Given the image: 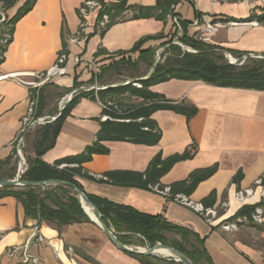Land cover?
Wrapping results in <instances>:
<instances>
[{
  "label": "crops",
  "instance_id": "1",
  "mask_svg": "<svg viewBox=\"0 0 264 264\" xmlns=\"http://www.w3.org/2000/svg\"><path fill=\"white\" fill-rule=\"evenodd\" d=\"M26 1L18 0L7 9L8 19ZM82 2L36 0L32 9L14 26L12 40L0 64V74H15L29 79L28 76L32 74L47 71L62 50L63 42H67L78 30L80 21L77 11ZM155 2L126 0V5L152 7ZM98 11H93L86 18L84 39L78 44H66L69 53L67 74L59 78L63 85H50L42 90L44 109L41 117L56 115V104L71 91L74 77L86 85L91 76L87 78L85 72L81 75L80 72L87 62L104 59H94L99 49L109 54L129 51L145 37L162 35L159 40L148 41L142 46L143 50L158 49L169 40L172 24L168 18L165 22L155 19L127 20L112 25L101 36L98 31L95 32ZM174 14L190 24L194 21H199L200 25L209 20L232 21L236 24L223 23L210 35L209 44L229 51L233 57L264 55V25L250 24L264 14V0H184L174 8ZM124 15L128 16L129 12ZM246 18L252 20L241 22ZM193 31L187 29V35L191 37ZM77 54L82 63L75 66L73 58ZM131 58H137V54L131 55ZM150 91L174 102L191 104L197 108V114L187 121L184 116L174 112L157 111L151 119L161 132L158 145L148 147L104 142L108 153L94 155L91 161L81 166L82 171L87 177L116 171L143 173L158 153L162 159H166L182 154L194 144L196 154L193 158L175 164L161 178L160 185L174 187L187 180L191 173L216 165V172L186 196L205 207L218 208L227 203L229 207L223 218L235 215L242 204L235 200L234 193L253 187L264 172V92L217 88L202 82L179 80L153 86ZM30 96L31 91L16 80L0 81V161L6 160L14 151L13 141L21 128ZM132 102L135 100L132 99ZM102 110L98 101L88 98L78 100L64 120L55 146L43 155L42 160L53 164L82 153L93 143L100 129ZM28 155L33 156L32 151ZM14 164L13 158L9 165L0 168L2 179L15 177ZM237 173L242 175L238 187L233 184ZM77 180L86 194L131 207L143 214L160 215L171 224L189 229L204 239V248L213 264H264V224L246 223L235 233L224 232L210 226L190 209L150 190L115 186L94 178ZM211 193H214L212 203L208 199ZM259 194L258 190L253 199H257ZM35 231L42 242L27 245ZM10 249L18 251L9 256L7 251ZM26 253L37 256L39 264H140L130 254L117 249L93 222L57 228L53 224L38 223L27 218L23 206L15 198H0V264H26Z\"/></svg>",
  "mask_w": 264,
  "mask_h": 264
},
{
  "label": "trees",
  "instance_id": "2",
  "mask_svg": "<svg viewBox=\"0 0 264 264\" xmlns=\"http://www.w3.org/2000/svg\"><path fill=\"white\" fill-rule=\"evenodd\" d=\"M18 0H7L6 8L14 6ZM184 0H156L152 7H128L126 0L116 2H107L99 0L101 8L97 14L95 32L102 36L105 31L114 24L127 20L155 19L165 22L174 8ZM36 0H27L17 13L9 20L8 33L12 40L15 24L27 14L34 6ZM129 12L128 16L124 13ZM102 16L108 17V24L102 30L98 24ZM81 21H84L80 19ZM252 18H246L241 22H250ZM259 24H264V14L256 18ZM232 22V21H228ZM190 23L181 20L183 34L177 38V41L197 52L196 54L184 52L179 46L173 44V39L162 44L158 49L168 46L160 55V61L156 64L153 73L146 77H135L141 88L127 83L123 86L116 85L113 88L102 90L81 91L75 95L72 100L64 107L59 117L54 121L38 126L34 130L36 135L31 142V151L33 156L26 155L25 161L27 169L22 175V180L27 182H45L61 181L70 183L80 189L97 209L101 216L102 223L112 229L119 242L129 245L134 236H140L142 242L149 248L157 243L173 248L183 253L192 264H213L204 248V239L181 226L171 224L160 215L152 216L140 213L131 207L113 203L107 199L86 194L78 178H89L82 171V165L91 161L94 155H106L108 149L103 146L104 142H125L134 145L156 146L161 139V132L151 116L157 111H171L182 115L187 121H190L196 114L197 108L184 102H174L166 99L163 95L150 91V88L171 80L202 82L206 85L217 88H230L238 90L264 92V60L247 58L241 65L229 64L222 55L216 54L223 49L201 42L187 35V27ZM2 33L0 32V35ZM162 35L145 37L138 41L129 51H122L109 54L99 49L94 59L104 57L103 60H110L114 56L120 57L118 60H110V63L101 67L99 72L91 74V78L86 85L103 84L104 79L113 72H118L120 68L129 66L134 69L142 64L148 67V73L152 67L155 51L157 49H142V46L151 40H159ZM4 52L6 51L3 49ZM62 50L67 51L66 42H63ZM233 56L232 53L227 51ZM137 54V58L131 61V55ZM264 56V55H262ZM243 56L238 55L236 59ZM147 73V74H148ZM125 83V82H124ZM83 83L73 78L72 88L77 89L83 86ZM38 99L37 116H42L44 101L42 91ZM124 97L125 101L119 98ZM82 98H88L98 101L105 108L102 115L109 116L110 119L100 122V129L95 136L93 143L86 147L78 155L66 157L55 161L53 164H47L42 160L45 153L53 149L57 136L60 133L64 120L69 116L70 111ZM132 99L135 102H132ZM58 112H56L57 114ZM33 130V131H34ZM33 131H29L24 139L30 138ZM196 154L195 145L192 144L182 154L173 155L162 159L160 153L155 155L149 162L143 173H134L127 171L109 172L103 175L107 182L115 186L134 187L149 190V186L160 185V180L171 168L182 161L193 158ZM15 152L6 160L0 161V168L7 166L14 158ZM65 165L63 168L60 166ZM217 170V166L195 171L190 174L187 180L177 183L171 188L172 194L180 192L190 195L197 185L211 177ZM242 178L241 173L233 178V184L238 187ZM0 180L2 177L0 176ZM238 191V190H237ZM15 198L24 208L25 216L38 223L47 222L55 225L57 228L79 223H91L89 218L83 212L80 202L70 187L53 186L45 189L20 187L0 189V198ZM214 193L209 195L208 199L213 202ZM254 207L243 206L235 213L233 218L247 216L250 217ZM174 235L178 240H169L167 235ZM157 252V249L155 250ZM140 264H155L159 262L157 258L146 257L142 255H130ZM169 264H174L170 261Z\"/></svg>",
  "mask_w": 264,
  "mask_h": 264
},
{
  "label": "built area",
  "instance_id": "3",
  "mask_svg": "<svg viewBox=\"0 0 264 264\" xmlns=\"http://www.w3.org/2000/svg\"><path fill=\"white\" fill-rule=\"evenodd\" d=\"M7 0H0V32L2 33L0 35V64L3 61L4 58V50L5 47L7 48V43L10 39V34L8 33L9 26L8 22L10 19H8L7 16V8L5 5V2ZM118 0H109V2H116ZM193 1V0H191ZM213 2L218 1H224L229 2L230 0H211ZM236 2H241L243 0H235ZM252 2H255L257 0H250ZM101 5L99 0H83L82 4L78 8L77 14L79 18V27L76 33L69 37L67 39L66 44H78L82 39L85 37V31L84 29L87 26L86 18L93 12L100 10ZM174 14V13H173ZM80 19L84 20L81 21ZM168 19L170 20L172 24V28L176 31L177 36L175 38L174 43L177 44V38L181 37L183 34L182 26H181V19L177 14H174L172 16H168ZM109 20L107 16H102V19L100 20L98 24V28L100 30L104 29L106 25L108 24ZM224 24L227 25H233L236 24L234 22H221V21H206L204 24L200 25L199 21H194L193 23L189 24L187 29L191 28L193 29V33L191 38L197 39L201 42L210 43V35L214 34L216 30ZM252 25L258 26V25H264L259 24L256 20L251 21ZM202 28V29H201ZM68 51V49H67ZM248 57L255 58V56L248 55ZM68 58L69 53L65 52L64 50H61L55 59V62L53 65L45 72L43 73H35L30 76H28L29 79H23L24 76H18L15 74L10 75H1L0 74V81L4 79H13L16 80L18 83L25 85L30 91V101L28 105V109L26 111L25 116L21 120V128L17 134V137L13 141V148L15 155L14 157L19 159V164L24 162V158L21 153V147L23 145V136L26 135L29 131L33 130L37 126L44 125L46 123L54 121V117H38L37 111H38V99H39V91L42 86H44L46 83L51 82L54 78L62 77L67 74V64H68ZM247 58V56H243L241 58L242 61H244ZM80 55H75L73 58V64L75 66L80 65L81 63ZM86 66L90 68H95V65L93 61H89L86 63ZM97 70L95 69L94 73H96ZM128 81L126 82V84ZM133 86L137 88H141V86L136 82L132 83ZM88 88L85 92L89 91ZM97 91V90H96ZM79 92L73 91L71 99L77 95ZM65 98H63L59 104V108L63 107L65 104ZM102 109L105 107L103 105ZM107 119H110L109 116L103 115L101 120L106 121ZM65 165L60 166V168H63ZM27 169V165L25 164L22 169V173ZM92 178H94L97 181H106L107 178L102 175H91ZM149 190L161 195L183 207H186L193 211L194 213L201 216L205 221L212 227L219 228L221 231L229 232V233H235L239 230V227L246 223H254L256 225H263L264 224V172L261 175V177L254 183V186L244 190V191H236L234 195L237 198L246 197L250 200L248 202L243 203L239 209L243 206H249L254 207L253 211L250 214V217L242 216L233 218L234 215H231L230 217L223 218L224 214L228 210L227 203L221 204L218 208L213 207H205L202 203L194 202L189 199L184 194L176 193L172 194L171 188L168 186H161L159 184L149 186ZM259 190L260 194L257 197V199H253V197L256 195L257 191ZM219 209L222 210V213L219 214ZM33 242H42V238L38 235L37 231L33 232L29 240L27 241V245L33 243ZM18 249H10L7 251V254L9 256H12L15 252H17ZM31 261V264H39L40 259L37 256H31L28 253H26L25 256V263L28 264V262Z\"/></svg>",
  "mask_w": 264,
  "mask_h": 264
},
{
  "label": "water",
  "instance_id": "4",
  "mask_svg": "<svg viewBox=\"0 0 264 264\" xmlns=\"http://www.w3.org/2000/svg\"><path fill=\"white\" fill-rule=\"evenodd\" d=\"M177 45L179 47H181V49L184 52L192 53V54H196L197 53V52L192 51L190 48H188V47H186V46H184V45H182L180 43H177ZM168 46H165V47L159 49V51L156 54L155 59L152 62V67H151L149 73L144 78V80L147 79L153 73L154 68H155L156 64L158 63V61L160 59V54L163 53V51ZM224 54H225V57H226L227 62L229 64H232V65L239 64V65H241L243 63V61L241 59H233L225 51H224ZM252 56H255L256 59H263L264 60V56H262V55H252ZM139 81L140 80H130V81H128V83H136V82H139ZM125 84H126V82L120 84L119 86H123ZM113 87H115V86H108V87H101V88L92 86V87H89V89H90L89 91L102 90V89L113 88ZM87 89L88 88H79V89H77L75 91L81 92V91H86ZM71 96H72V92L66 96L64 106L59 108L58 113L54 116V119L59 117V115L62 112V110L64 109V107L72 100ZM24 137H25V135L23 136V138ZM25 164H26L25 161L19 164L18 169H17V173H16V175H15V177L13 179H11V180H5V179L0 180V189H4V188H20V187H30V188L45 189L47 187H53V186H59V185L70 187L73 190V192L76 194V196H77V198H78V200L80 202L81 208H82L83 212L85 213V215L89 218V220L91 222L95 223L104 232V234L113 243V245H115V247H117V249H119L120 251H122L124 253H127V254H130V255H142V256H146V257H153V258H158V259L164 260V258H160V257L156 256L154 254V252L158 248L167 249V250L171 251L172 254L174 255V257L168 259L167 261H173V262L178 263V264H192L189 261V259L183 253H181V252H179V251H177V250H175L173 248L164 246V245H162L160 243H157L154 246H152V247H150L148 249H145L143 251L139 250V248L129 247L127 245L122 244L117 239V236H116L115 232L112 229L107 228L102 223L101 216H100L99 212L90 203V201L87 199L86 195L80 189H78L76 186H74V185H72L70 183L61 182V181H54V180L45 181V182H37V183L36 182L23 181L22 180V175H23L22 169H23V166ZM84 205H86L88 208H90L92 210L93 217L89 216V214L85 211Z\"/></svg>",
  "mask_w": 264,
  "mask_h": 264
},
{
  "label": "rangeland",
  "instance_id": "5",
  "mask_svg": "<svg viewBox=\"0 0 264 264\" xmlns=\"http://www.w3.org/2000/svg\"><path fill=\"white\" fill-rule=\"evenodd\" d=\"M172 15H174L173 13L170 15V16H172ZM168 36H169V40L170 39H172V38H174L173 39V44H175L174 43V41H175V38H176V36H177V33H176V31L172 28V30L169 32V34H168ZM192 36V35H191ZM168 40V41H169ZM178 42V41H177ZM179 43V42H178ZM175 45H177V44H175ZM178 46V45H177ZM181 48V47H180ZM159 51V49H157L156 51H155V55H154V59H155V57H156V54H157V52ZM193 51V50H192ZM216 54H218V55H222L223 57H224V59L227 61V59H226V57H225V54H224V51H217L216 52ZM229 54V53H228ZM161 55V54H160ZM230 55V54H229ZM233 59H236V57H233V56H231ZM249 58H251V57H249ZM118 59H120V57H118V56H114V57H112L110 60L111 61H113V60H118ZM136 58H131V61L133 60H135ZM254 59V58H253ZM110 60H98V61H94L93 60V63H94V65H95V68L93 69V68H90V67H88V66H84L83 68H82V72H80V75L81 74H83L84 72H85V75L87 76V78H90V76H91V74H93L94 73V71H95V69L97 70V72H99L100 71V69H101V67H104V66H106V65H108L109 63H110ZM160 61V60H159ZM82 63V62H81ZM81 63H80V65H81ZM78 68V67H77ZM77 72H79V70H77ZM147 73H148V67L146 66V65H144V64H142V65H140L139 67H138V69H134V68H131V67H129V66H124V67H122V68H120V70L118 71V72H113V73H111V74H109L105 79H104V82H103V84H94V85H92V86H95V87H99V88H101V87H108V86H116V85H120V84H122V83H124V82H127V81H130V80H133V79H135V77H141V78H143V77H145L146 75H147ZM76 75V74H75ZM62 77H64V76H62ZM62 77H57V78H54L53 80H51V82H49V83H46L44 86H42V88H40V91H39V97H40V92L45 88V87H47V86H50V85H57V84H61L59 81H60V79L59 78H61L62 79ZM84 84V83H83ZM61 85H63V84H61ZM92 86H90V85H83V86H81L80 88H89V87H92ZM77 89H79V88H77ZM77 89H74V88H71L70 90V92L69 93H67L65 96H67L68 94H70L71 92H73L74 90H77ZM65 96L64 97H62L60 100H59V102L56 104L57 105V110H56V112H58V110H59V104H60V102H61V100L63 99V98H65ZM120 99V101H123L122 103H124V97H122V98H119ZM39 117V116H38ZM41 117V116H40ZM38 127V126H37ZM37 127H35V128H37ZM34 128V129H35ZM33 129V130H34ZM33 130H31V131H33ZM36 131L37 130H34L33 132H32V134H31V136H30V138H28L27 140H23V145H22V147H21V153H22V156H23V158H24V160H25V158H26V155L29 153V152H31V142L33 141V139H34V136L36 135ZM14 159H15V166H14V171H15V175H16V173H17V169H18V166H19V159L18 158H16V157H14ZM26 162V161H25ZM238 192V191H237ZM224 202H226V200H224ZM222 213V210L221 209H219V214H221ZM167 237H168V239L169 240H174V239H176V240H178V237H176V236H174V235H167ZM127 246H129V247H136V248H143V249H148L149 248V246L146 244V243H144V242H142V238L140 237V236H134V237H132L131 238V240H130V244L129 245H127ZM157 251H169V250H167V249H161V248H158L157 249ZM170 258H172V257H167V256H165V258H164V260H161V259H158V261L159 262H156L155 264H169L170 263V261H167L168 259H170ZM174 264H178V263H175V262H173Z\"/></svg>",
  "mask_w": 264,
  "mask_h": 264
},
{
  "label": "bare ground",
  "instance_id": "6",
  "mask_svg": "<svg viewBox=\"0 0 264 264\" xmlns=\"http://www.w3.org/2000/svg\"><path fill=\"white\" fill-rule=\"evenodd\" d=\"M234 198L240 204L245 203L249 199V198H246V197L237 198L235 195H234ZM228 207H229V205H228ZM84 209L89 214V216L93 217V212H92V210L90 208H88L86 205H84ZM139 250L143 251L145 249L139 248ZM154 254L156 256L160 257V258H165V256L174 257V255L172 254L171 251H157V252H154Z\"/></svg>",
  "mask_w": 264,
  "mask_h": 264
}]
</instances>
